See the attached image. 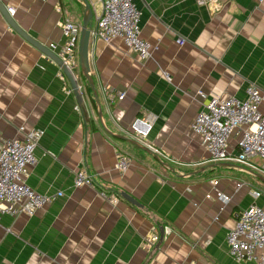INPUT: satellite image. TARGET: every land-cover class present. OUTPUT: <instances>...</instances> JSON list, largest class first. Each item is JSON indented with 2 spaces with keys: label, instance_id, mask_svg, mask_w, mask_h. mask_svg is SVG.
Here are the masks:
<instances>
[{
  "label": "crops",
  "instance_id": "1",
  "mask_svg": "<svg viewBox=\"0 0 264 264\" xmlns=\"http://www.w3.org/2000/svg\"><path fill=\"white\" fill-rule=\"evenodd\" d=\"M89 1L93 29L102 2ZM199 1L135 0L141 36L154 47L146 60L120 38L91 35L86 64L95 91L78 40L72 72L80 99L61 67L0 11V150L43 129L27 183L63 193L32 216L1 215L0 264H257L231 256L227 233L245 208L264 204L263 161H212L191 124L212 97L245 99L251 83L262 91L264 114V0ZM0 2L47 46L64 42L67 19L80 39L82 0ZM229 146L236 153L237 136ZM118 153L130 158L126 171L116 166ZM82 169L92 185H75Z\"/></svg>",
  "mask_w": 264,
  "mask_h": 264
},
{
  "label": "built area",
  "instance_id": "2",
  "mask_svg": "<svg viewBox=\"0 0 264 264\" xmlns=\"http://www.w3.org/2000/svg\"><path fill=\"white\" fill-rule=\"evenodd\" d=\"M102 11L97 16L92 35L110 42L120 38L127 47L146 60L152 56L153 45L141 36L140 20L142 12L135 0H101ZM201 4L206 1L200 0ZM219 9V4L216 6ZM14 14L15 9L8 7ZM64 42L50 43L49 48L59 55L65 64L75 71L77 68V45L79 25L72 20L61 24ZM183 43V40H178ZM247 96L240 99L236 96L212 97L200 109L191 124V130L202 137L205 149L212 161H236L241 164H253L254 157L263 161L264 170V114L260 110L263 100L261 89L251 83L246 89ZM125 96L119 93V98ZM45 131L34 128L27 131L23 138H11L4 141L0 150V217L2 214L34 215L39 209L52 202L62 192L46 194L36 191L27 183L31 167L38 163L36 150ZM237 136V151H230V139ZM130 158L117 154L116 166L126 171ZM94 177L87 169L79 170L75 176V185H92ZM218 183V181H214ZM255 196L262 195L255 191ZM217 196L228 201L229 196L217 192ZM166 231H169L166 228ZM158 234L149 237L153 245L158 241ZM229 252L236 261L255 260L264 264V204L253 203L239 215L235 225L227 233ZM262 251L256 254V251Z\"/></svg>",
  "mask_w": 264,
  "mask_h": 264
},
{
  "label": "water",
  "instance_id": "3",
  "mask_svg": "<svg viewBox=\"0 0 264 264\" xmlns=\"http://www.w3.org/2000/svg\"><path fill=\"white\" fill-rule=\"evenodd\" d=\"M86 6L87 13L83 19L81 33H80V39H79V62L80 67L82 69V73L84 76L88 79V81L91 84V88L93 91H95V87L92 81V77L90 75V71L87 67L86 60H88V52H89V46H90V39L92 35V17L94 15V9L92 4L89 0H82ZM0 11L3 14L4 18L6 19L7 23L15 30L17 31L24 39H26L29 43H31L33 46H35L38 50H40L43 54H45L47 57H49L51 60L55 61L61 69L64 71L65 75L69 79L74 91L77 93L78 98H81L80 95V88L79 83L77 81V76L72 72V70L65 64L63 59L57 55L54 51H52L49 46L43 44L33 36H31L27 31H25L13 18V16L8 12V9L5 5H3L0 2ZM97 97V93H95ZM123 196L131 201L136 202L135 199H133L130 195L127 193H123Z\"/></svg>",
  "mask_w": 264,
  "mask_h": 264
}]
</instances>
